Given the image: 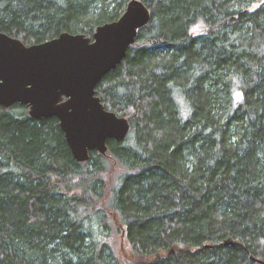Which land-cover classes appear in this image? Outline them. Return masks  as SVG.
I'll use <instances>...</instances> for the list:
<instances>
[{"label":"trees","instance_id":"trees-1","mask_svg":"<svg viewBox=\"0 0 264 264\" xmlns=\"http://www.w3.org/2000/svg\"><path fill=\"white\" fill-rule=\"evenodd\" d=\"M129 1L0 0V30L93 38ZM141 1L149 24L96 88L131 125L106 154L77 161L58 118L0 106V264H121L102 201L135 264H264V0Z\"/></svg>","mask_w":264,"mask_h":264},{"label":"water","instance_id":"water-1","mask_svg":"<svg viewBox=\"0 0 264 264\" xmlns=\"http://www.w3.org/2000/svg\"><path fill=\"white\" fill-rule=\"evenodd\" d=\"M150 20L149 8L130 0L117 20L96 28L93 38L62 32L28 45L0 30V106L24 104L35 119L58 118L77 161L89 160L93 150L106 154L108 140L123 141L131 125L105 107L96 88L122 63Z\"/></svg>","mask_w":264,"mask_h":264},{"label":"rangeland","instance_id":"rangeland-1","mask_svg":"<svg viewBox=\"0 0 264 264\" xmlns=\"http://www.w3.org/2000/svg\"><path fill=\"white\" fill-rule=\"evenodd\" d=\"M259 4L254 5L252 8H256ZM205 31V26L203 22L199 21L191 28V33L194 35H198ZM124 172V167L119 164L115 159L110 160V168L107 172L106 179L109 181L111 179V185L116 182V180L121 176ZM107 201V200H104ZM106 202L101 203V206H104L108 212L109 221V234L105 237V240L112 246L115 254L117 255L121 264H135L139 261V257L133 251L128 239L126 228L124 224L121 222L120 217L117 213H115L110 207L107 206ZM146 260H150V258H146Z\"/></svg>","mask_w":264,"mask_h":264},{"label":"flooded vegetation","instance_id":"flooded-vegetation-1","mask_svg":"<svg viewBox=\"0 0 264 264\" xmlns=\"http://www.w3.org/2000/svg\"><path fill=\"white\" fill-rule=\"evenodd\" d=\"M18 104V103H17ZM11 107V106H10Z\"/></svg>","mask_w":264,"mask_h":264}]
</instances>
